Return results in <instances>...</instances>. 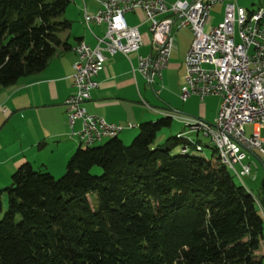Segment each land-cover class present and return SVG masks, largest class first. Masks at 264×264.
Returning a JSON list of instances; mask_svg holds the SVG:
<instances>
[{
    "label": "trees",
    "instance_id": "1",
    "mask_svg": "<svg viewBox=\"0 0 264 264\" xmlns=\"http://www.w3.org/2000/svg\"><path fill=\"white\" fill-rule=\"evenodd\" d=\"M67 2L0 0V87L64 44ZM169 124L163 115L139 122L127 144L78 145L56 177L20 162L0 187V264H261L259 203L214 146L194 153L202 145L185 131L152 144Z\"/></svg>",
    "mask_w": 264,
    "mask_h": 264
},
{
    "label": "built area",
    "instance_id": "2",
    "mask_svg": "<svg viewBox=\"0 0 264 264\" xmlns=\"http://www.w3.org/2000/svg\"><path fill=\"white\" fill-rule=\"evenodd\" d=\"M217 1L95 0L97 7L93 13H87L83 6V24L88 27L93 21L103 23L104 28L99 35H94L92 46L76 44L73 49L69 75L73 90L63 99V105L70 128L75 119L80 120L79 128L69 131L79 145L110 136L123 127L88 113L82 102L97 85L94 76L106 55L114 52L126 55L140 45L138 29L123 18V12L140 7L148 21L152 52L138 54L131 70L138 71L145 83L151 85L167 65L173 44L172 24L176 29L187 26L191 38L183 56V83L178 96L184 100L190 94L199 98L213 94L219 99L212 122L184 117L182 124L212 125L214 136L209 137L222 143L226 158L236 168L238 176L250 173V164L246 161L249 150L256 149L264 164V135H259V129L264 128V8L253 16L248 28H239L243 7L225 1L221 19L207 25L209 9ZM249 122L253 123V128L247 135L243 125Z\"/></svg>",
    "mask_w": 264,
    "mask_h": 264
},
{
    "label": "crops",
    "instance_id": "3",
    "mask_svg": "<svg viewBox=\"0 0 264 264\" xmlns=\"http://www.w3.org/2000/svg\"><path fill=\"white\" fill-rule=\"evenodd\" d=\"M225 1L241 5L247 12L259 5L264 7V0L256 4L255 0H243V4L236 0H219L215 3L218 5L216 19L213 20L209 12L207 25H214L221 19ZM83 6L87 13H92L97 3L95 0H68L61 16L69 20V27L58 34L64 44L56 46L41 70L0 87V187L9 183L11 172L25 160L34 168L47 170L54 177L59 175L67 158L79 145L69 131L71 128L78 129L80 120L75 119L70 128L63 105V99L73 90L69 76L74 58L72 47L79 41L92 46L94 35H99L104 28L103 23L93 21L88 23V27L83 25ZM123 18L128 25L136 26L141 34V43L135 51L126 55L114 52L105 56L102 67L94 76L97 85L89 90V97L82 105L88 113L101 116L108 122L120 123L123 127L116 136L123 143L133 135L139 122L163 115L174 120L163 133L177 136L185 130L181 131L184 126L182 119L189 117L181 110L173 109L183 108V105L176 106L173 98H179L184 74L183 56L191 33L187 26L176 29L172 24L173 44L167 65L161 69L159 77L148 85L138 71L131 70L138 54L152 52L148 21L140 7L123 12ZM212 21L215 22L212 24ZM247 155L261 160L256 149L249 150ZM246 161L249 162V159L246 158ZM259 205H262L264 213V200Z\"/></svg>",
    "mask_w": 264,
    "mask_h": 264
},
{
    "label": "rangeland",
    "instance_id": "4",
    "mask_svg": "<svg viewBox=\"0 0 264 264\" xmlns=\"http://www.w3.org/2000/svg\"><path fill=\"white\" fill-rule=\"evenodd\" d=\"M258 1H260V0H255L254 4H256ZM236 2L243 4V0H236ZM215 3H217V2H215ZM215 3L209 9V12L212 14L213 20L216 19L215 16H216V13L218 11V7H217L218 5ZM263 3L261 4V6L263 5ZM258 7H260V5L257 6L256 8H254L253 11H255ZM214 22L215 21H212L211 23L213 24ZM234 31H235V27H234ZM234 39H235V41L237 40L236 35H234ZM155 88L156 87H154V89ZM173 99L175 100L174 103L176 104V106L183 105L182 109H179V107H174L173 109L181 110L182 112L186 113V115H188L189 117H197V118H200L204 121L212 122V120L214 118L215 108H216L219 96L212 94V95L203 96L202 98L199 99L198 96L194 95V96H189L184 102L183 101L181 102L180 98H173ZM172 113H175V112H172ZM156 118L157 117H155L154 119H156ZM154 119H151V120H154ZM172 123H174V120H170V124H172ZM206 124H208V123H206ZM169 125L161 127L156 132L152 144L163 142L164 139H166L168 136L174 135L173 133L170 134L168 132L163 133V131H166V129H168ZM243 126H244L245 134H247V135L250 134L252 131V128H253V123L252 122L245 123ZM182 130L186 131L184 136H186L189 140L198 141L200 143V145H202V149L201 150H195L194 149L193 150L194 153L201 155V156H204V157H209L211 155V151H212L211 145L212 144H211L210 140L208 139V137L204 136L200 132L188 131L189 127H187V126L186 127L182 126L181 131ZM136 131L133 133V135H131V137L128 140L124 141V144H127L130 142V140L132 139V137L134 136ZM259 135L260 136L264 135V128L259 129ZM105 139H106L105 137H102L101 139L94 141L92 143V145L99 144V143L103 142ZM178 148H179L178 144H175L172 147L173 151L174 150L176 151ZM248 157H249V155H247V157H246L247 159H249V164H250V173L248 175H244L242 178H239L236 175H234V173H232V171H230V172L233 174V175L231 174L233 181L235 183H241V184L243 182L245 184V186L249 189L251 194L255 197V201L260 204V200H262V199L264 200V171H263V167H262L263 162L261 160L259 161L258 159H256L253 156H251L249 158ZM252 158L254 160H252ZM260 159H261V156H260ZM235 166L237 167V164H235ZM263 166H264V164H263ZM91 170H92V173L99 174L101 172L100 168L97 166H93ZM59 175H57V176H59ZM252 176H253V178H252ZM262 185H263V188H262ZM89 199L91 201H93V203H95L96 202L95 194L89 193ZM5 200H6L5 196L3 195L2 196L3 208L5 207ZM257 206H258V204H257ZM259 208L262 211V209H263L262 205H259ZM256 254L261 259V264H264V223H263L261 238L259 241V246L256 250Z\"/></svg>",
    "mask_w": 264,
    "mask_h": 264
},
{
    "label": "bare ground",
    "instance_id": "5",
    "mask_svg": "<svg viewBox=\"0 0 264 264\" xmlns=\"http://www.w3.org/2000/svg\"><path fill=\"white\" fill-rule=\"evenodd\" d=\"M262 8H264V7H260L258 9H256L255 11H251V12H247L244 8H242V11L239 15V28H248L249 21ZM77 44H85V43L83 41H79V42H77ZM75 47H76V44L72 47V51ZM183 125H186L187 127H189L188 131L200 132V133L204 134V136L206 135V137H208V139L210 140L211 144L219 151L222 162L227 167V169L229 171H232V173H234V175H236L237 177L242 178L241 176H238L236 168L227 160L226 153H225V150L223 148L222 143L219 140H215V139L209 137V136H214V129H213L212 125L206 124V123H198V127L193 126L191 124H183ZM185 132L179 134L178 136L188 139L186 136H184ZM116 133L117 132H113L110 136H106L105 138L117 135ZM96 140H99V139L88 141L84 145H81V146H86V145L91 146V144ZM183 149H186V148H183ZM195 149H197V150L200 149V146L197 145V148L195 147Z\"/></svg>",
    "mask_w": 264,
    "mask_h": 264
},
{
    "label": "water",
    "instance_id": "6",
    "mask_svg": "<svg viewBox=\"0 0 264 264\" xmlns=\"http://www.w3.org/2000/svg\"><path fill=\"white\" fill-rule=\"evenodd\" d=\"M262 167H263V171H264V166H263V164H262Z\"/></svg>",
    "mask_w": 264,
    "mask_h": 264
}]
</instances>
